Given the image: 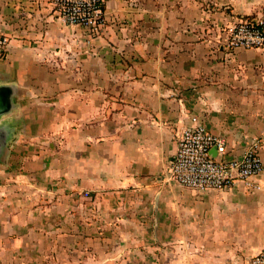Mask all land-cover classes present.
<instances>
[{
	"label": "crops",
	"instance_id": "crops-1",
	"mask_svg": "<svg viewBox=\"0 0 264 264\" xmlns=\"http://www.w3.org/2000/svg\"><path fill=\"white\" fill-rule=\"evenodd\" d=\"M104 5L89 47L54 0H0V264H249L264 170L199 191L170 165L195 115L227 160L259 140L264 162V48L226 46L264 0Z\"/></svg>",
	"mask_w": 264,
	"mask_h": 264
},
{
	"label": "built area",
	"instance_id": "built-area-1",
	"mask_svg": "<svg viewBox=\"0 0 264 264\" xmlns=\"http://www.w3.org/2000/svg\"><path fill=\"white\" fill-rule=\"evenodd\" d=\"M105 0H54L60 17L70 25L84 30L85 44L102 35L107 24ZM8 38L0 34V56L7 51ZM226 46L264 48V19L242 18L229 29ZM228 141L213 133L199 116L192 117L178 141V149L170 165L171 178L179 185L199 191L232 188L242 181L251 191L262 189L256 179L263 173L264 162L259 153V140H253L240 158H225ZM213 150L217 156L213 155ZM88 195V193H85ZM249 264H264V249L251 257Z\"/></svg>",
	"mask_w": 264,
	"mask_h": 264
},
{
	"label": "water",
	"instance_id": "water-1",
	"mask_svg": "<svg viewBox=\"0 0 264 264\" xmlns=\"http://www.w3.org/2000/svg\"><path fill=\"white\" fill-rule=\"evenodd\" d=\"M0 91H1V89H0ZM1 105H2V103H1V99H0V113H1V110H2Z\"/></svg>",
	"mask_w": 264,
	"mask_h": 264
}]
</instances>
